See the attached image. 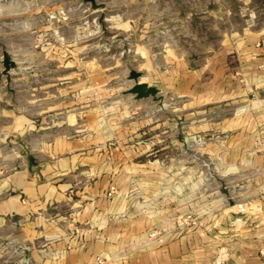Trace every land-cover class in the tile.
<instances>
[{
  "label": "crops",
  "instance_id": "crops-1",
  "mask_svg": "<svg viewBox=\"0 0 264 264\" xmlns=\"http://www.w3.org/2000/svg\"><path fill=\"white\" fill-rule=\"evenodd\" d=\"M107 1L0 0V5L30 13L28 20L34 12L53 13L60 28L73 29L86 11L100 16L109 41L118 33L124 43L132 37L135 44L150 40L147 18L131 17L130 0L122 6ZM152 7L160 6L145 3L139 9ZM108 10L112 13L103 17ZM60 12L68 13L67 20ZM162 55L150 67L146 60L140 80L159 88L161 100L169 103L135 99L124 93L130 83L122 99L111 101L106 121L91 116L83 124L76 105H52L43 126L26 121L27 135L39 141L27 150L16 144L18 116L13 119L16 142L4 154L0 136V264H97L96 256L101 264H212L220 245L230 251L226 264H264L257 252L264 242V37L244 32L197 66L174 50ZM181 97L188 108L198 100L221 114L216 125L225 148L197 150V156L240 158V165L222 173L251 174L236 198L228 191L230 199L216 208L198 193V169L188 160L194 152L179 148L177 135L163 134L164 125L182 122L162 115L167 106L175 111L172 102ZM139 109L154 110L153 117H142ZM68 110L73 112L59 115ZM193 136L182 135L181 142ZM110 186L115 192L107 195ZM190 209L198 223L174 228L171 218ZM153 229L160 234L150 237Z\"/></svg>",
  "mask_w": 264,
  "mask_h": 264
},
{
  "label": "rangeland",
  "instance_id": "rangeland-1",
  "mask_svg": "<svg viewBox=\"0 0 264 264\" xmlns=\"http://www.w3.org/2000/svg\"><path fill=\"white\" fill-rule=\"evenodd\" d=\"M110 1L113 0L107 3ZM114 1L122 6L128 0ZM143 1L130 0L128 9L131 17L147 18L150 40L145 44H135L133 37L124 43L121 33L109 41L111 33H101L100 16L86 11L80 27L73 29L60 28L53 13L49 17L40 11L34 12L33 18L28 20L30 13H11L10 9L5 11V7L2 8L5 3L0 5V136L4 137L3 154L16 142L11 141L12 133L17 132L12 122L16 116L19 150L35 148L39 144L38 136L27 135L26 121L30 119L37 127L43 126L44 121L52 117L48 109L52 105H76L78 120L83 124L91 116L106 121L110 116L107 108L111 101L122 99L125 95L122 90L132 84L128 80L129 71L134 69L144 73L146 60L147 66H153L155 61L163 60V52L174 50L189 57L191 66H197L212 51L244 32H257L264 37V0H146L148 7L154 4L160 7L141 10L140 5H145ZM111 13L108 10L101 15L105 17ZM63 16L67 20L68 13L60 12L59 18L63 19ZM47 18L55 24L45 27L49 24ZM161 41L169 43L162 44ZM4 50L14 61V67L6 73L2 65ZM113 89L114 93L111 92ZM185 99L174 98L172 103L177 109L171 111L167 106L162 113L163 117L173 116L182 121L176 126L164 125L163 134L164 137L170 133L177 135L179 148L194 152L188 160L198 169L194 173L198 193L216 208L230 199L228 191L236 198L238 190L245 189L243 182L251 174L246 171L222 173L226 167L229 170V167L240 165V158H225L213 153L197 156V150L225 148L218 141L220 130L216 125L221 114L217 115L218 110L211 112L208 104L198 103V100L193 109L188 108ZM165 101L169 103L165 98L158 102ZM71 112L68 110L59 115L64 118ZM138 112L142 117L145 114L153 117L154 110L145 112L139 109ZM182 135H194V139L181 142ZM260 153L264 160V148ZM200 203H196L195 208ZM186 211L194 213L192 209L178 213Z\"/></svg>",
  "mask_w": 264,
  "mask_h": 264
},
{
  "label": "built area",
  "instance_id": "built-area-1",
  "mask_svg": "<svg viewBox=\"0 0 264 264\" xmlns=\"http://www.w3.org/2000/svg\"><path fill=\"white\" fill-rule=\"evenodd\" d=\"M62 18L65 19V16H63ZM113 192H114V188L113 186H110L107 191V195H112ZM170 221L174 228H182V227H191V226L196 225L198 222V218L193 212L186 211V212H182V213H178L174 215ZM158 234H160V232L156 229L150 230L148 232V235L150 237H154ZM257 252H258L259 259L262 262H264V242H262L259 245ZM229 255H230V251L227 248V246L225 245L218 246L216 248V252L212 260V264H226L229 258ZM95 260L97 264L102 263V259L99 256H96Z\"/></svg>",
  "mask_w": 264,
  "mask_h": 264
},
{
  "label": "water",
  "instance_id": "water-1",
  "mask_svg": "<svg viewBox=\"0 0 264 264\" xmlns=\"http://www.w3.org/2000/svg\"><path fill=\"white\" fill-rule=\"evenodd\" d=\"M87 1L91 3L94 2V0ZM2 65L4 73L8 72L10 68L14 67V61L5 50L2 53ZM141 76L142 73L140 71L131 69L128 74V80L132 81V84L124 91V93L133 95L135 99L151 97L155 101H160L161 98L159 96V88L148 84L145 81H141Z\"/></svg>",
  "mask_w": 264,
  "mask_h": 264
}]
</instances>
